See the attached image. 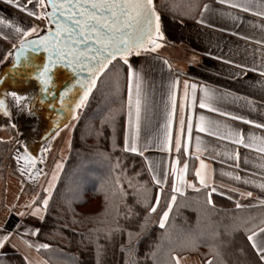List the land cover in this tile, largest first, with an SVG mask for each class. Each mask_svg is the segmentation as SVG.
Here are the masks:
<instances>
[{
  "label": "crops",
  "instance_id": "0c3cea01",
  "mask_svg": "<svg viewBox=\"0 0 264 264\" xmlns=\"http://www.w3.org/2000/svg\"><path fill=\"white\" fill-rule=\"evenodd\" d=\"M2 2H0V17L10 19L17 24L25 22L22 13L5 6ZM230 2L249 7L251 11L244 12L240 8L230 7L229 4H221L216 0L206 3L207 9H204L205 5L202 7L203 15L200 11L196 22L179 21L159 15L164 39L158 42L162 46L153 53L141 51L139 55L134 53L127 57L131 67L138 73L140 82L139 147L143 150L145 145L148 146L143 157L147 165L150 163L152 166L151 174L162 175L167 170L170 178L171 165L174 161H179L176 165L178 169L183 168L184 163H187L183 182H180L177 176V183L181 189L178 193L203 188L195 175L196 170L200 169L206 183L218 189L215 194L229 199L236 207L239 204L240 207L237 208L263 209L264 213V203H261L264 200V189L259 187L264 185V152L255 150L264 147V129L245 122L254 121L256 124H264V76L249 70L254 67L264 68V16L254 14L264 11V0H230ZM201 19L204 23L198 22ZM0 31L10 32L11 29L0 25ZM7 48L8 42L0 40V59H3V53ZM164 61L168 63L165 64ZM8 65L9 61L0 63V73L7 71ZM57 79L58 77H55V87L49 86L50 94L41 93L40 84L35 79L21 80L9 76L0 81V99H5V104L11 113V118L0 113V142H10L11 147L14 146V154L7 164L3 195L0 191L2 197L8 198L5 205L2 198L0 201V225L7 220L10 229L13 228L16 220L19 221L15 219L18 217L15 213L26 211L23 206L34 196H39L40 191L48 184L50 186L52 182L53 177L49 176L47 181L48 176H46L48 151L54 146L58 134L62 131L54 137L46 138L44 135L46 132L50 133L49 129L61 116ZM185 81L188 82L187 95H185ZM192 84L197 86L194 93ZM131 88L135 99V77ZM202 89L209 93L210 99L206 103L217 111L200 107V100L204 95ZM11 91L33 97L31 115L27 112H18L11 97H5V93ZM173 92L176 95L174 112L171 100ZM41 99L43 103L40 102ZM182 100L183 109L180 107ZM170 113L173 146L169 152L161 150L160 142L164 138L163 126ZM182 116L186 121L191 117L194 125L190 137L186 125L182 136V142H186L189 147L186 155L183 150L178 154L174 147L175 135ZM201 116L211 122L206 132H199L195 128V123ZM128 119L127 96L126 132L131 136ZM11 124H15L16 127L12 128ZM241 130L245 142L251 143L253 147L246 148L233 143L231 133ZM209 132L213 134L210 135ZM198 144L199 151H197ZM25 148L34 156L36 169L42 170L44 175L33 178L27 171L21 175L25 167H32L31 164L25 166L23 160L18 162L16 159L18 150L22 155ZM42 148H46L47 151L42 152ZM201 161L206 167H201ZM237 176L240 177L239 180L236 179ZM188 184L194 187H189ZM230 189L234 191H229ZM247 192H252V196L241 195ZM13 205L15 208H12L10 215L9 210ZM29 221H31L30 225L24 221L25 229L20 231V235L14 234L11 241L0 248V253L15 250L22 253L29 264L30 261L36 260L43 262L31 250L41 245L36 235L31 234L39 228L41 221L32 217L28 219ZM260 221L258 226L264 227L262 223L264 217ZM178 259L180 264H204L199 256L192 254L179 256Z\"/></svg>",
  "mask_w": 264,
  "mask_h": 264
},
{
  "label": "trees",
  "instance_id": "16d2710c",
  "mask_svg": "<svg viewBox=\"0 0 264 264\" xmlns=\"http://www.w3.org/2000/svg\"><path fill=\"white\" fill-rule=\"evenodd\" d=\"M214 1L154 0V4L159 15L196 22L202 7ZM127 72L128 65L117 57L79 109L68 155L61 170L51 175L49 205L36 234L48 247H37L35 253L47 264H176L173 256L186 254L203 262L214 257L213 264H257L245 228L260 224L263 209L237 208L215 193L209 205L207 189L187 190L175 193L166 226L159 227L161 210L173 194V181L170 177L159 189L151 182L144 157L124 151ZM11 144L0 142L3 171L14 154ZM157 191L160 204L145 220L142 205L154 202ZM128 206L139 215L125 219L121 214ZM117 225L121 230L113 231ZM0 264L29 262L14 250L0 253Z\"/></svg>",
  "mask_w": 264,
  "mask_h": 264
},
{
  "label": "snow or ice",
  "instance_id": "6c2138e0",
  "mask_svg": "<svg viewBox=\"0 0 264 264\" xmlns=\"http://www.w3.org/2000/svg\"><path fill=\"white\" fill-rule=\"evenodd\" d=\"M5 3L17 9L25 17V22L22 24L14 23L12 20L0 17V25L8 31H0V40L8 42V48L3 53V59H0V63L9 61L8 70L0 73V81H3L6 77L19 78L21 80L35 79L40 84L39 91L41 93L50 94V85L56 86L55 77L58 72H54L53 69L57 65H63L65 68L71 69L75 77H77L73 84L64 87L63 91L59 92V99L61 103H64L69 94L73 93V89L78 85L79 88L76 95L79 96V100L75 101V107L71 108V114L73 118L76 117V109H80L87 101L92 89L96 86L97 78L108 69L112 61L119 57L123 60L125 65H129L127 77L129 82V94H128V124L131 129V136L129 133H125L124 139V151L138 153L143 156L144 151L148 146L145 145L141 150L139 147L140 128H141V90L139 75L129 64L127 57L132 54L139 55L141 51L146 53L156 52L162 45L158 42L164 39V34L161 31L160 16L157 13L154 0H4ZM221 4H229L230 7L240 8L244 12L251 11L249 7L241 4L231 3L230 0H219ZM208 5L204 6L207 9ZM204 9L201 10L203 15ZM255 15L264 16V11L255 12ZM199 23H204L201 19ZM46 53V58L37 57V53ZM167 64V61H164ZM238 67H243L238 65ZM250 71L259 72L261 76H264V68H251ZM87 72L89 75L85 79H79L80 74ZM136 79V97L133 99L132 82ZM178 84V81H176ZM185 95H187L188 82L185 81ZM196 85L192 84L191 88L193 93L195 92ZM204 95L200 100V107H208L211 111H217L215 108H211L209 103H206L210 99L207 90L202 89ZM82 93V94H81ZM5 97H11L18 112H27L28 115L32 114L31 105L33 103V97L27 96L17 91L6 92ZM173 112L176 106V95L173 92L171 95ZM43 103V100H40ZM51 107V105H49ZM183 109V100L180 104ZM0 113L11 118V113L5 104V99H0ZM227 115L226 113H221ZM172 114H169V118L165 128V134L161 143V150L171 151L173 146L172 135ZM235 119H243L241 117H233ZM246 123L255 124V127L264 129V124H256L254 121H245ZM185 125L187 133L190 134L193 129V121L191 117L187 118V121L182 116L179 121V128L175 135L174 147L179 154L181 150L186 155L188 154L189 147L186 142H182V136L185 132ZM211 122L206 121L203 116L199 118V121L195 123V128L199 132H206L210 127ZM12 128H15V124H11ZM67 127V124L64 125ZM58 134V132L56 133ZM209 134H213L209 132ZM233 143L237 145H243L246 148L253 147L251 143L245 142V136L243 131L232 132ZM223 139L224 137H220ZM199 140V137H197ZM199 144L197 145V151H199ZM259 152H264V147L255 149ZM42 152H46V148L41 149ZM17 161L23 160L25 166L31 164V168L25 167L21 171V175L24 171H27L33 178L40 175H44L43 171L36 169V160L34 156L29 154L25 148L23 154H18ZM236 159H239V154H236ZM43 162V161H41ZM174 161L171 165L172 172V184L171 192L173 193L170 199L167 201L166 207L161 210L159 216V227L165 228L166 221L168 220L169 213L173 208V204L176 200L175 193L181 191L178 183L183 182L184 174L187 171V163H184V167L177 168V163ZM201 167L204 168V162L201 161ZM35 170V171H33ZM149 172H153L152 166L148 165ZM139 175V173H137ZM196 178L203 188L207 189L206 201L209 205L213 204L212 194L216 193L218 189L210 186L206 183L205 177L202 176L201 170H196ZM168 172L165 170L162 175L153 173L151 175V182L158 186L159 189L163 188V185L168 181ZM237 180L240 177H236ZM247 183V181H245ZM51 182L49 188H44L43 192L46 193L42 198L34 196L33 199L23 207L26 211L16 212L15 214L20 217L30 216L32 218L43 221L44 216L42 212H46L49 199L51 197ZM131 187V184L129 185ZM189 187H194L188 184ZM264 189V185H259ZM199 191V189H197ZM229 191H234L230 189ZM223 195L224 193H220ZM248 197L252 196V192L241 193ZM161 193L157 191L153 197L154 202H144L142 205L143 214L145 220L151 213L156 212L157 206L160 204ZM139 199L136 200V204H140ZM264 203V200L261 201ZM237 207H240L237 204ZM11 206L9 214H12ZM125 219H129L134 215H139V212L133 211V206H128L126 213L121 214ZM264 223V222H262ZM23 221H18L13 228L8 227V222L5 220L4 224L0 225V248H3L8 244L13 235H20V230L24 228ZM143 227V225H141ZM121 230V226L117 225L113 231ZM40 231L36 228L31 232L32 235H36ZM246 241L250 248L257 257V264H264V227L253 225L251 228H245ZM111 235V232L108 233ZM131 233H129V244H131ZM31 247V245H29ZM38 247L47 248L48 245H39ZM25 259H27L25 257ZM176 264H180L179 259L175 256L172 258ZM214 257H209L204 261V264H213Z\"/></svg>",
  "mask_w": 264,
  "mask_h": 264
},
{
  "label": "rangeland",
  "instance_id": "374dc122",
  "mask_svg": "<svg viewBox=\"0 0 264 264\" xmlns=\"http://www.w3.org/2000/svg\"><path fill=\"white\" fill-rule=\"evenodd\" d=\"M15 10V8H12ZM73 128H74V123L72 122V119L71 121H69V123H67V127H65L62 132L58 134L57 138H56V142L54 144V146H52V148L50 149V151H48V159H47V164H46V176H48L47 178V181L48 179L50 178L49 176H51L52 174H55V171L57 172L58 170L60 171L61 168H62V165L64 163V160L65 158L67 157L68 155V152L70 150V144H71V138H72V131H73ZM1 135H4V134H1ZM1 137V136H0ZM6 137V136H5ZM7 166V165H6ZM6 170L3 171V168L0 167V191H1V194L3 193L4 191V187L6 186ZM46 188H49V184L47 185ZM43 190H41L40 192H42ZM3 195V194H2ZM39 196H40V193H39ZM1 198L4 202V205L7 204L8 202V198L7 196H4L2 197L0 195V201H1ZM40 198H42V195L40 196ZM3 208H5L3 206ZM1 210V209H0ZM19 217V216H18ZM15 218V219H19V221H24L27 223V225H30L31 221L28 222V219L30 218L29 216H25L23 218ZM27 219V220H26ZM0 221H1V218H0ZM18 222V220L15 221V224ZM24 223V224H26ZM27 227V226H26ZM24 228H22L20 231H22ZM27 230V229H26ZM41 244V243H40ZM43 245V244H41ZM36 247H33L32 252L35 253V250ZM34 250V251H33ZM36 254V253H35ZM37 255V254H36ZM40 260H42L45 264H47V262L42 259L40 256H38ZM38 263H37V262ZM36 261H30L31 264H43V262H40L38 260Z\"/></svg>",
  "mask_w": 264,
  "mask_h": 264
},
{
  "label": "water",
  "instance_id": "95a60500",
  "mask_svg": "<svg viewBox=\"0 0 264 264\" xmlns=\"http://www.w3.org/2000/svg\"><path fill=\"white\" fill-rule=\"evenodd\" d=\"M35 55L37 57H42V58H46V56H47L46 53H42V52L41 53H37ZM54 71L58 72V75H57V77H58V79H57V90L59 92L63 91L64 87H67L68 85L73 84L75 79L77 78V77L74 76V74L72 73L71 69L65 68L62 64L61 65H57L56 68H54ZM88 75L89 74L87 72H83V73L80 74L79 79H85V78H87ZM99 77L97 78L96 84L98 82ZM78 88H79V86L77 85L73 89V93L69 94V96L66 98L64 103H61V108H62L61 116H60V118L57 121H55L54 126L49 129L50 133L48 134V132H46V134L44 135V136H46V138H49V137H52V136L53 137L56 136L57 132L62 131L65 128L64 127L65 124L69 123V121H71V119H72V122L76 119V118H73L70 109L74 108L75 107V101L79 100V96L75 94L77 92ZM78 112H79V109H76V117L78 115Z\"/></svg>",
  "mask_w": 264,
  "mask_h": 264
}]
</instances>
